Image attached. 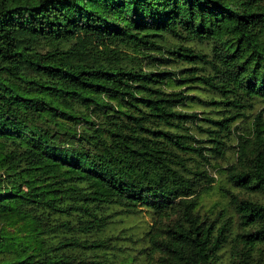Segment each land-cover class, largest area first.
<instances>
[{"label": "trees", "instance_id": "trees-1", "mask_svg": "<svg viewBox=\"0 0 264 264\" xmlns=\"http://www.w3.org/2000/svg\"><path fill=\"white\" fill-rule=\"evenodd\" d=\"M216 165L229 255L264 264V0H0V264H225L230 218L197 211Z\"/></svg>", "mask_w": 264, "mask_h": 264}, {"label": "rangeland", "instance_id": "rangeland-1", "mask_svg": "<svg viewBox=\"0 0 264 264\" xmlns=\"http://www.w3.org/2000/svg\"><path fill=\"white\" fill-rule=\"evenodd\" d=\"M171 40L172 39L170 37H167V42H170ZM196 47L202 50H209L210 45L208 43H199L196 45ZM154 53L156 55L155 58L150 60L144 59L142 61L143 67L148 69L171 68L173 70H180L181 68L186 66L179 60L168 56L165 57L171 59H167V61H162L159 57L163 56L164 58L165 54L161 51L159 53V50L155 51ZM179 74L183 75L185 74V72H180ZM172 81L173 82L169 84L167 88L181 89L184 90L187 94H189V98H187L183 109L197 110L199 112H211L212 109L210 108L212 107L210 105L205 104L204 100H207L210 96H212L213 92L199 85H195V83L192 82L178 86V84H176V81ZM260 106L261 104H257L256 108H259ZM248 123L249 121L245 120L241 121L240 123H237V125L241 130H243V128H247ZM210 170L216 177V181L199 189V205L197 211L203 217L216 219L219 224L224 218H230L231 229L229 232L228 240L225 243L224 249L222 250V260L225 264H234L233 258L229 255V252L231 247V239L235 235V233L239 231L240 228L238 223V217L234 211L233 206L230 204L227 195L222 189V187L227 186L229 184L226 181L224 170H222L218 165L210 167ZM150 220L151 219L146 214L127 216L124 217L122 220L117 221L115 224L111 225L109 229L112 230L115 234H118L117 236L119 238H115L118 239V241L129 242L132 244L129 239L126 240L124 238L133 235V238L138 239L139 235L142 234L143 231L147 230ZM123 228H126L125 231L128 234L120 233ZM16 229H18V224H7L4 226L2 233L10 234L16 231ZM141 244L142 241L140 240L139 242L134 243L133 246L138 248ZM255 251L258 253V255H262V257L264 258V240L259 244ZM140 256L142 257L144 256V254H141Z\"/></svg>", "mask_w": 264, "mask_h": 264}]
</instances>
